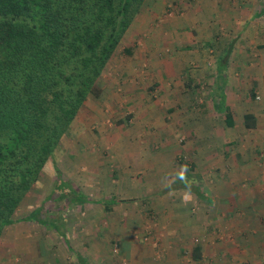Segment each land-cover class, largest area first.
<instances>
[{"label": "rangeland", "instance_id": "1", "mask_svg": "<svg viewBox=\"0 0 264 264\" xmlns=\"http://www.w3.org/2000/svg\"><path fill=\"white\" fill-rule=\"evenodd\" d=\"M217 5L222 10L211 20ZM238 6L246 10L238 11ZM263 9L264 0H146L98 80L100 96L91 95L85 101L45 166L38 189H32L17 209L14 216L19 221L0 238V264L23 262V258L15 261L18 254L11 246L16 244L43 248L65 243L66 234L79 244L83 230L89 233L93 221L104 222L100 216L109 212L105 202L96 200L125 197L126 204L142 206L141 211L148 213L145 227H153L159 219L156 216L165 215L160 210L169 205L166 200L174 191L179 194L201 182L216 200L225 189L218 182H233L231 164L236 155L232 152L249 147L248 136L240 135L244 113L264 116V12L253 17L252 26L247 25L248 17ZM206 38L214 41L209 47L200 41ZM224 65L225 70L217 71ZM188 77L192 78L190 86L185 83ZM222 99L225 105L220 112L216 101ZM228 106L239 122L235 126L225 122ZM183 166L186 172L181 179ZM56 167L80 188L85 198L82 205L54 191ZM116 174L120 179L114 178ZM228 188L231 191L232 186ZM134 195L140 196L133 199ZM208 207L210 211L204 212L212 235L206 242L216 243L221 233L217 207L215 203ZM34 211L35 219H26ZM125 220L127 226L130 220ZM161 220L166 229L173 222ZM44 221H54L58 229ZM205 221L199 225H208ZM232 224L231 218L225 222L229 231L225 242L234 241L229 234ZM181 225L171 228L181 233ZM193 234L191 240L199 238ZM101 239L117 243L110 228H104Z\"/></svg>", "mask_w": 264, "mask_h": 264}, {"label": "trees", "instance_id": "2", "mask_svg": "<svg viewBox=\"0 0 264 264\" xmlns=\"http://www.w3.org/2000/svg\"><path fill=\"white\" fill-rule=\"evenodd\" d=\"M145 1L0 0V238L85 101L100 96L98 80ZM245 123L254 127V114ZM56 172L54 191L82 205L80 188ZM111 199L100 202H120Z\"/></svg>", "mask_w": 264, "mask_h": 264}, {"label": "crops", "instance_id": "3", "mask_svg": "<svg viewBox=\"0 0 264 264\" xmlns=\"http://www.w3.org/2000/svg\"><path fill=\"white\" fill-rule=\"evenodd\" d=\"M218 6V10L211 15V20L214 19V16H218L219 10H222L220 5ZM237 9L243 12L246 10L241 6H238ZM255 16H258V12L248 17V26H252L253 17ZM238 22L242 23L240 19ZM243 29L242 27L238 31L239 35L243 33ZM200 41L204 47H209L214 43L209 38ZM222 57H219V59ZM225 67L226 65L222 68L224 69ZM220 69L218 68L217 71L222 72L223 70ZM187 79L188 81L185 83L190 86L192 78L188 77ZM223 103V100L216 101V109L220 112L224 108L225 104ZM228 108L229 112L232 113V117L229 121L225 118V122L228 126H235L236 123H239L236 120L235 111L229 106ZM248 113L254 114L256 118V124L251 128H247L245 123V116ZM263 117L252 111L244 113L241 123H239L242 128L240 135L248 136L249 147H246L244 151L240 149L239 152H232L233 155H236L235 157L233 156V163L231 164L234 171L232 174L233 182L226 185H223L221 181L218 182V185L226 190L222 189L216 200L208 196L203 190L201 182L194 184L193 190L185 189V192L179 194H176L174 190L173 194L171 190L165 193H172L169 194L170 198L166 200L169 205H165L160 210V212H165V215L163 217L157 215L156 218L159 219L155 220L157 222L154 223V226L150 227L147 225L145 227V220L147 219L145 214L147 215L148 213L141 211L140 208L142 206L134 207L129 205L130 203L126 204L125 197H115L117 200L120 199V202L112 204L110 209H107L109 212L105 217H103L105 214L102 213L100 219L103 218L104 222L97 223L90 220L93 221L94 226H91L88 230L89 233L85 231L87 229L83 230L81 234L83 240L79 244L72 243L70 241L71 238L67 234V236L65 235V243L60 242V244H52L43 248H40L41 245L36 246L34 243H24V246L16 244L11 246L12 250L18 254L15 261L23 258V262L20 264H35V262L36 264H264ZM227 138L230 139L231 136H227ZM256 140H260V142H256ZM222 148L224 149L225 147L223 146ZM250 149L253 150L254 155L252 153L248 154ZM242 151L246 152V154H243ZM222 153H225L224 150H222ZM224 155L226 156V154ZM221 165L225 166L224 169H226L225 162L221 163ZM113 176L120 179L117 174ZM181 186L184 187L183 184ZM228 186H232L231 191ZM196 190H199L202 195H199ZM139 196L134 195L131 197L138 199ZM146 200L147 197L145 196L142 203H145ZM100 201L96 200L94 202ZM202 202H205V205ZM171 203H173L172 206ZM214 203L217 207L215 210L218 215L217 221L221 233L219 234L220 236L217 235L216 243H213L214 241L208 243L206 240L211 238L212 233L208 232L211 228L209 226L210 220L204 211L209 212L208 206ZM134 212L136 216H134ZM203 215L204 218H202ZM107 217L111 220L110 224L106 222ZM162 218H169L175 224L168 222L170 227L166 229L163 227L165 222L161 220ZM229 218L233 220L232 230L229 233L234 237L232 243L229 241L225 242L226 234L229 232L226 228L227 226L225 227V222ZM125 219L130 220L127 226L125 225L126 222H122V220L126 221ZM134 220L136 223H134ZM204 221L208 225H199V223H204ZM114 223H116L115 226ZM179 224L183 225L180 226L183 236H180V232H178L180 234L177 233V227L171 228V226H178ZM199 227H204V231L198 230L193 234ZM104 228L106 230L110 228L114 237L113 240L117 241L116 244L115 242L101 239ZM92 229H94V232H92ZM28 232L24 230V233ZM65 233L67 232L64 231L62 234ZM84 233L88 235L85 238ZM192 234L197 235L199 238L191 240L192 237L190 238V236ZM252 237L253 242L250 241ZM110 239L112 238L110 237ZM117 246L119 247L117 248ZM22 252L25 253L22 254Z\"/></svg>", "mask_w": 264, "mask_h": 264}, {"label": "clouds", "instance_id": "4", "mask_svg": "<svg viewBox=\"0 0 264 264\" xmlns=\"http://www.w3.org/2000/svg\"><path fill=\"white\" fill-rule=\"evenodd\" d=\"M185 172H186V166H183V167H182V170H181V172H180V177H181V179H184V177H185Z\"/></svg>", "mask_w": 264, "mask_h": 264}]
</instances>
